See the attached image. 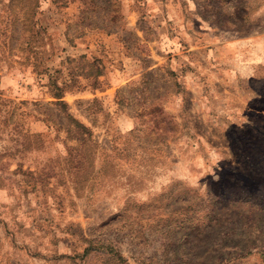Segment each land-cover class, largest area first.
<instances>
[{
    "label": "rangeland",
    "instance_id": "rangeland-1",
    "mask_svg": "<svg viewBox=\"0 0 264 264\" xmlns=\"http://www.w3.org/2000/svg\"><path fill=\"white\" fill-rule=\"evenodd\" d=\"M0 264H264V0H0Z\"/></svg>",
    "mask_w": 264,
    "mask_h": 264
},
{
    "label": "trees",
    "instance_id": "trees-1",
    "mask_svg": "<svg viewBox=\"0 0 264 264\" xmlns=\"http://www.w3.org/2000/svg\"><path fill=\"white\" fill-rule=\"evenodd\" d=\"M55 97L58 98L59 96H57V94H56ZM60 104H62V103H60ZM99 247H100V248H103V245H100ZM85 249H86V250H87V249H90V247L87 246ZM109 249H113V248L110 247ZM112 252H113V255H116V256L120 257V255L117 254V251L113 250Z\"/></svg>",
    "mask_w": 264,
    "mask_h": 264
}]
</instances>
